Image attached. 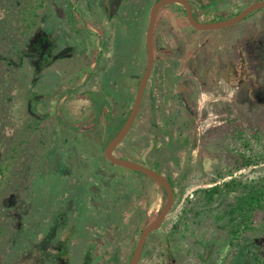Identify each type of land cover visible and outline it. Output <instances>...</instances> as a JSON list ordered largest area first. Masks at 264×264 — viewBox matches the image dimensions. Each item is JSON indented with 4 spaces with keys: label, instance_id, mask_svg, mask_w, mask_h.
Returning a JSON list of instances; mask_svg holds the SVG:
<instances>
[{
    "label": "rangeland",
    "instance_id": "374dc122",
    "mask_svg": "<svg viewBox=\"0 0 264 264\" xmlns=\"http://www.w3.org/2000/svg\"><path fill=\"white\" fill-rule=\"evenodd\" d=\"M113 1L47 0L35 19L37 25L23 36L24 11L31 14L35 1L0 0V166L5 170L0 264H129L147 226L145 217L166 205V194L154 180L106 159L103 145H96L97 132L81 135L87 142L82 146L53 127L58 116L74 124L90 112L89 102L78 99V92L65 96V90L84 81L82 49L91 53L97 48V39L83 30L81 16L71 5L87 17L89 33L100 30L92 15L102 18L113 38L104 35V44L115 43L85 87H103L114 99V116L133 104L146 67L141 21L155 0H125L130 1L128 15L136 16L128 35H117L116 25L109 22ZM221 3L219 12L228 15L226 11L241 12L255 0ZM33 17H28L31 24ZM119 18L120 14L115 17ZM187 30L161 22L157 62L141 111L115 152L138 161L154 143L149 161L172 180L177 194L171 213L150 235L140 264H261L255 258L264 262L262 233L243 234L232 246L228 206L198 204V216L191 208L195 193L216 182L264 178V8L231 27ZM38 40L46 45V55L31 57L26 45ZM12 62H22L21 70L10 67ZM20 71L23 80L18 82ZM225 73L230 76L227 81L220 78ZM236 125L249 147L235 139ZM239 153L258 157L257 163L235 170L232 155ZM92 200L106 204L101 205L102 216L118 214V227L92 225ZM228 203L234 204V198ZM80 208L82 214L77 215ZM59 217L65 220H60L63 226L56 225ZM92 226L97 229L93 234Z\"/></svg>",
    "mask_w": 264,
    "mask_h": 264
},
{
    "label": "flooded vegetation",
    "instance_id": "af4514ba",
    "mask_svg": "<svg viewBox=\"0 0 264 264\" xmlns=\"http://www.w3.org/2000/svg\"><path fill=\"white\" fill-rule=\"evenodd\" d=\"M66 1L70 2V0H66ZM158 1H160V0H155V2L153 4L149 5L146 18L142 19L144 22L141 21V23L144 24V26H145L146 37H147V31H148L149 22H150V12H151L152 7ZM188 1L191 4L192 11H193V14H194L195 18L198 21L202 22V23H216V22L226 21V20H229L231 18H234L235 16L239 15L242 12V11L238 12V13L231 12L232 14H230L229 11H226V12H228V15H225L226 13L223 12V11L220 13L219 12V7H220V5L223 4V3H221L222 0H188ZM244 1L245 0H234L233 5H236V3H240V2H244ZM261 1H264V0H255V3L261 2ZM129 2L130 1L116 0V1H113L111 3L110 7H108L109 12H110L109 13V22L112 25H116L115 29H116L117 35H119L120 32H122V31H123V33L127 32L129 30V27L133 26L134 23H135V17L136 16L134 17V15H132V17H131L130 15H128V13H129L128 9H131ZM255 3H253V4H255ZM177 5H179V6L184 8V6L182 4L172 3V4H169V5H166V6L162 7L159 10L158 14H157L155 32H154L155 63H154V68H153L152 74L150 76V79H151V77L153 75V72H154V69H155V65H156V62H157L156 36H157L158 30L161 28V22L163 20H166V22L167 21H171L181 30H187V27H188L187 25L191 26V24L188 21L187 12H186L185 8H184V10L186 12V20H185L183 25H179V23L177 21V18H176V15H175V13L179 10ZM71 7H72L73 11H74V9H76V11L80 14L81 23H82V25L84 27L83 30L89 36H93V37H95L97 39V48L95 49L94 52H91V53L87 52L86 50L84 51L82 49L83 58L80 59V61H81V71H82V73H84V81L80 85H75L74 87H72L70 89L68 88L67 90H65V92H66L65 96L67 94H69V95L72 94V92H74V94H75V92H78V94H76V97L78 99H83V100L89 102L90 112H89L88 115H85V117L83 119H81L80 121H78L77 123H74V124L70 123L65 117L58 116V118H56L57 124L53 125V127L55 129L57 128L58 130L64 132L66 135L71 136L72 141L75 142L76 145H82V146L87 144V142H84V140H82V138L80 137L81 135H83V134H92L94 132H97L98 136L96 137V142H97L96 145L102 144L103 148L105 149L106 146L110 143V141L112 139H114L118 135L119 131L123 128V126L127 122L128 118L130 116V113H131V111H132V109L134 107L135 100H136L137 93H138V89H139V85H140V81H141V79H142V77L144 75L146 67H145V70H144L140 80H139L138 89L136 91V94H135V97H134V101H133V104L131 105V108L130 109H126V108L122 109L120 107V110L122 109V111L118 110V111H120L119 115L114 116L113 115L114 108L112 106V101L114 100L113 97L111 98L110 96H108V93L106 92V90L103 89V87H102V89L101 88H97L96 90H91V88H90V90H88L87 87H85V86L90 81V79L94 75L95 71H97V69L101 66L102 62L104 61V59H105L104 58V53L106 51H109L110 50V45L113 46L115 43L111 42L110 45L108 43L104 44V42L106 40V39L105 40L103 39L104 35H105V37L106 36L109 37L110 40H112L113 38H112V36H109L108 31H107V29L105 28V25H104V20L102 18H100L99 16H96L94 14L92 15L93 17H95L96 24L100 28V30L96 34L89 33L86 30L87 29L86 27H87V24H88L87 17H85L82 14V11L80 10V8L78 9L77 6L71 5ZM259 10H261V9H259ZM234 11H235V9H234ZM256 11H258V10H256ZM256 11H254V12H256ZM254 12H252L251 14H253ZM119 14H120V18L119 19H115V17L119 16ZM251 14H249L248 16H250ZM245 19H243V20H245ZM209 20H212V21H209ZM191 27H193V26H191ZM229 27H231V26H229ZM187 31H189V30H187ZM197 31H213V30H198V29L194 28L193 31H189V32H197ZM126 35H128V34H126ZM114 37H115V35H114ZM114 40H115V38H114ZM88 45H89L88 43H86L84 45L85 49L88 48L87 47ZM26 46H27L26 47L27 49L31 50V53L29 54V55H31V57H41V56L46 55V51H45L46 45L44 44V42H41L39 40L38 41H33V42L30 41ZM144 49H145V58H146V66H147L148 53H147L146 41H145V48ZM20 54L23 55V53H21V52H20ZM13 65L17 66V68L21 70L22 62H19L18 65L15 62L9 63L10 67H13ZM32 66L35 69L39 67L37 62H32ZM231 70H232L231 74L234 76L236 74L234 72L235 71V65H233V64L231 65ZM21 72L22 71L19 72V75L16 78L17 79L16 81H18V82L23 80V78H21V75L23 73H21ZM226 75H227L226 73L224 75H220L221 76L220 78H222L224 81H227V79H229L230 76L229 75L226 76ZM233 76H231V77H233ZM150 79H149V81H150ZM149 81H148V84H149ZM148 84H147V87H148ZM172 86L174 87L175 83H173ZM99 87H101V86H99ZM147 87H146V89H147ZM103 92L106 93V95ZM145 92H146V90H145ZM177 92L178 91H174L175 94H177ZM88 93L96 95V97H97V105H103V107H104L103 111L99 110L98 107H96L94 105L93 101L90 100L89 98H87V94ZM38 96L39 95H36V97H38ZM144 96H145V93H144ZM178 98L181 100V103H183L184 105L186 104L185 102L182 101V98H183L182 94H178ZM111 99H112V101H111ZM143 100H144V97H143ZM124 103H125V100H124L123 104ZM142 105H143V101H142V104H141V108H142ZM122 107H123V105H122ZM141 108H140V111H141ZM140 111H139V113H140ZM139 113L137 115V118L139 116ZM137 118H136L134 124L136 123ZM194 120L197 121L195 117H194ZM122 121H124L122 126L118 128L119 123H121ZM134 124H133V126H134ZM132 127H131V129H132ZM197 128H199L198 123H196V130H198ZM131 129H130V131H131ZM130 131L128 132L126 137L123 139V141L128 137ZM112 134H114V136L112 137V139H110ZM68 140H69V138H66L65 139V143L68 142ZM123 141L114 150V155H115L116 150L119 147H121ZM151 145H152V147H151ZM153 147H154V143H151L148 146V148L146 149V151L142 154L141 158L138 159V161H134V162H137V163H140V164H146L150 168H152V169H154V170H156L157 172L160 173V171L157 170V168L154 166V164L152 165L150 163V161H149V155L151 154V152L153 150ZM118 158H120V157H118ZM168 180H169V182L171 183V185L173 187L174 195H175V201H176L177 194H176V190H175L174 184H173L171 179H168ZM158 185L163 189V187L160 184H158ZM163 191L166 194L164 189H163ZM166 198H167V194H166ZM91 202H92V204H95V206H96L95 210L90 215L91 220H92V222H91L92 225L93 224L94 225H99L100 222H103V223H110V224H112V226L118 227L121 219H120V217H118L117 213L113 214L112 216L110 215L109 217H104V216L101 215L100 208L102 207L101 205H103V204L106 205V204L102 203V202H99L97 200H95L94 202L92 200ZM166 203H167V201H166ZM174 205H175V202H174ZM114 208L119 210L118 206H115ZM173 208H174V206H173ZM81 209H83V208H80L79 210H77L78 211L77 215H79V213L82 214V211H80ZM158 214H156L154 216L145 217V221H146L147 225L150 224L158 216ZM74 218H75V216L72 217V215H71L69 217V220L72 221V219H74ZM60 220L61 221H65L63 217H59L58 218V222L59 223H57L56 225L63 226L64 223L61 222ZM87 222H89V221H87ZM91 229H92V234L94 233V230L95 231L97 230L94 226H92ZM91 237L93 238V235ZM149 237H148V239H149ZM148 239H147V241H148ZM147 241H146V244H147ZM146 244H145V247H144V250H143V254H144V251H145V248H146ZM69 252H70V254H73L74 251L73 250L72 251L69 250ZM143 254H142V257H143ZM30 257H35V256L31 255ZM91 259H93V256H92ZM140 262H141V260H140ZM140 262H139V264H140ZM38 263H39V261L37 263L34 262L33 264H38Z\"/></svg>",
    "mask_w": 264,
    "mask_h": 264
},
{
    "label": "trees",
    "instance_id": "16d2710c",
    "mask_svg": "<svg viewBox=\"0 0 264 264\" xmlns=\"http://www.w3.org/2000/svg\"><path fill=\"white\" fill-rule=\"evenodd\" d=\"M21 1V0H20ZM35 4L33 5V9L31 14L28 15L29 10L24 11V19L23 21L27 23V31L22 32L23 36L25 34H29L34 26L37 25L36 18H40L39 10L43 9L45 6V2L47 0H31ZM25 2H22V6ZM31 3V2H30ZM178 6V11L175 13L177 21L179 25H183L186 20V12L183 7ZM34 15L33 23L31 24L28 20V17H32ZM10 17V16H9ZM35 24V25H34ZM25 30V29H23ZM7 85V84H6ZM87 98L93 101L94 105L98 107L99 110L103 111V105H97V97L95 94H87ZM97 109V110H98ZM124 121L119 123L118 128L122 126ZM235 139H239V141L245 143L247 147H249V140L242 137L243 133L240 127L235 129ZM256 135V133H255ZM259 134L256 135V137ZM114 136L112 134L111 138ZM258 157H248L242 153L233 154L232 160L235 166V170H242L250 168L257 163ZM234 171L230 172L232 175ZM5 178V170L2 166H0V189L4 182ZM221 180L224 178V175H220ZM196 195V203L191 208V213L197 215L200 211H195L196 206L204 204L206 206L213 205L217 202L228 206L225 209V214L229 219L230 229V243L232 246L236 245L237 240L243 234L250 232H260L263 234L261 238L262 242H264V178L258 181H252L249 183H245L242 180L231 179L228 181H223L222 183H214V185L205 187L200 189L195 193ZM234 198L235 203H228V200ZM193 203V200H190ZM190 212V211H189ZM2 233V232H1ZM0 233V235H1ZM258 263L264 264V262L260 261L259 258H255Z\"/></svg>",
    "mask_w": 264,
    "mask_h": 264
},
{
    "label": "water",
    "instance_id": "95a60500",
    "mask_svg": "<svg viewBox=\"0 0 264 264\" xmlns=\"http://www.w3.org/2000/svg\"><path fill=\"white\" fill-rule=\"evenodd\" d=\"M172 3H179L184 6L187 12L189 23L191 24V26H193L194 28L198 30H216V29L229 27V26H232L242 21L252 12L264 8V1H261V2H257L255 4L250 5L244 11H242L239 15L229 20L222 21V22H216V23H202L195 18L193 11H192L191 4L188 0H160L152 7L151 12H150V22H149V27L147 31V37H146L148 61H147L146 70L140 81L135 104H134V107L130 113V116L127 122L125 123L123 128L119 131L118 135L114 139H112L110 143L106 146L105 151H104L105 157L111 163L119 167L126 168L131 171H135V172H140L148 176L149 178L153 179L158 184H160L167 194V203L165 207L163 208V210L158 214V216L150 224L145 226L144 229L142 230V233L138 240L136 249L133 252V255L130 259L129 264H139L142 258L143 250H144L148 237L150 236L151 233L155 232L163 225L167 216L171 212L174 206V202H175V195H174L173 187L165 176H163L161 173L157 172L156 170L150 168L146 164H140V163H137L131 160L118 158L114 155V150L126 137V135L130 131L131 127L133 126L137 118V115L141 108V104L143 101V97H144V93H145L148 81L150 79V76L154 68V63H155L154 32H155L157 14L162 7L172 4Z\"/></svg>",
    "mask_w": 264,
    "mask_h": 264
}]
</instances>
